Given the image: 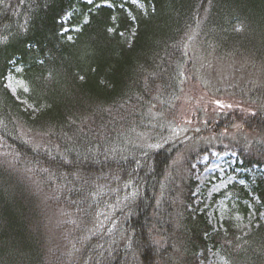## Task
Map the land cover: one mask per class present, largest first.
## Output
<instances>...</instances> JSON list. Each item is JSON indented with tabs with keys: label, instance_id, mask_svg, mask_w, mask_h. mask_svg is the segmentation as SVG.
<instances>
[{
	"label": "trees",
	"instance_id": "trees-1",
	"mask_svg": "<svg viewBox=\"0 0 264 264\" xmlns=\"http://www.w3.org/2000/svg\"><path fill=\"white\" fill-rule=\"evenodd\" d=\"M142 1L145 11L129 3L0 0V147L69 229L63 247L44 242L26 194L0 180V264H195L199 251L226 247L224 235L189 209L191 165L213 148L200 141L210 123L220 133L264 135V0ZM70 11L69 25L81 26L68 40L61 30ZM200 39L237 53L233 99L246 107L209 101L217 117L192 124L197 114L177 113L188 86L199 92L200 59L191 47ZM12 61L27 97L42 106L34 118L4 87ZM254 140L256 157L236 150L244 168H264V140ZM261 174L253 191L264 210ZM260 234L263 221L247 239ZM233 245L236 259L264 264V242L248 251Z\"/></svg>",
	"mask_w": 264,
	"mask_h": 264
},
{
	"label": "rangeland",
	"instance_id": "rangeland-1",
	"mask_svg": "<svg viewBox=\"0 0 264 264\" xmlns=\"http://www.w3.org/2000/svg\"><path fill=\"white\" fill-rule=\"evenodd\" d=\"M82 1L90 4L88 0ZM115 3L119 5L129 3L137 9L147 10V5L142 0H106V2L105 0H93L91 4L112 6ZM71 17L72 11L68 12L62 20L65 26L61 33L68 40L73 36L71 30H76L81 26H70L68 22ZM86 21L87 18H83L81 23ZM133 35L134 31L128 36L125 35V39L131 41ZM210 46L209 41L200 39L191 47L200 59L198 66L195 65L196 73H194L196 78L194 83H196L199 92L189 86L185 92L183 91L177 117L189 120L190 116L197 114L198 120L192 124L198 122L200 118L214 120L213 117H217L219 108L210 104L209 101L216 103L222 100L226 103L243 104L246 107V101L241 102L233 99L235 98V81H240V75L233 72L235 66H232L240 64L237 60V53L228 49L210 48ZM209 62L216 63L215 68H212V65L208 64ZM11 63L14 66L4 79V87L22 104V109H25L30 113L31 118H34L42 106L27 97L29 86L18 75L21 67L15 65L13 61ZM190 103H196L197 111L187 108ZM188 127L187 124L183 125L179 134H186L185 129ZM207 127L209 129L201 135L200 141L208 142L209 146L213 148L209 152L199 155L191 165V176L196 184L192 194L194 201L189 209L194 213L203 214L213 231L224 235L227 243L226 247L223 244L217 247L210 245L207 249L199 251L195 264H249L248 260L244 261V258L239 257L240 255L239 259H236V253H231V251L239 249L233 245L234 242H237L240 248H245V251L250 250L257 243L261 246L264 242V234H260V237L255 240L247 239L260 228V223L264 222V210L259 208V198L253 191L258 177H263L261 173L264 172V168L258 166H253L252 169L244 168L243 158L237 154L236 150H242L243 154L249 158L256 157V148L252 146L256 144L254 138L264 140V135L249 130L241 131L238 128H231L233 130L220 133L218 128L211 123ZM195 130L196 128H193L191 131ZM0 180H6L10 190H23L26 194V198L23 195L25 198L23 200L27 201L37 222L34 232L45 238L44 242L52 239L54 243L57 242V245L60 244L63 247L62 238L63 236L65 239L67 238L69 229L67 228L66 231L61 229V227L64 228L65 220L62 213L59 210L56 211L49 204L47 197L40 194L34 185L35 179L27 172L21 171L15 165L13 158L1 150V147Z\"/></svg>",
	"mask_w": 264,
	"mask_h": 264
},
{
	"label": "snow or ice",
	"instance_id": "snow-or-ice-1",
	"mask_svg": "<svg viewBox=\"0 0 264 264\" xmlns=\"http://www.w3.org/2000/svg\"><path fill=\"white\" fill-rule=\"evenodd\" d=\"M105 2H106V0H105ZM88 3H93V0H88ZM102 6H104L103 4H101V5H98V7H102ZM115 25H112V26H109V27H107L106 28V31L108 32V33H113V32H115ZM121 35H123L122 33H121ZM69 39H71V37H69ZM81 79H82V77H81Z\"/></svg>",
	"mask_w": 264,
	"mask_h": 264
}]
</instances>
